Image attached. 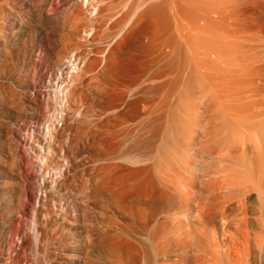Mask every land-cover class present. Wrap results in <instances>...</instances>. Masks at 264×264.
I'll list each match as a JSON object with an SVG mask.
<instances>
[{
  "label": "rangeland",
  "instance_id": "obj_1",
  "mask_svg": "<svg viewBox=\"0 0 264 264\" xmlns=\"http://www.w3.org/2000/svg\"><path fill=\"white\" fill-rule=\"evenodd\" d=\"M163 1L166 0H80L77 18L64 24L59 34L63 40L50 55L51 68H55L59 57L74 55L87 61L88 69L75 83L78 86L73 85L74 94L71 93V108L80 113H70L67 119L61 117L60 109L47 113V121L58 116L60 126L47 153H38L29 162L33 176L20 175L13 153L12 159L3 155L12 165V205L4 213L5 204L0 201V264H264V197L258 188L244 184L241 187L231 184L225 189L214 187L208 179L197 177L202 173L197 169L205 162L203 153L188 151L192 165L204 160L200 167L195 163L191 169L190 165L185 174L189 180L196 177L187 186L192 190L188 199L184 190L187 187L180 193L181 185L185 186L182 180L168 177L167 181V176L153 163L154 148L162 133L158 124L165 121L169 110L177 108L182 91L179 84L173 83L181 69L176 67L180 58L175 49L181 37L192 53L188 52L187 58L190 57L201 76L218 87L224 106L233 116L249 120L260 130L264 97L261 70L264 0H170L171 3L167 0L164 4ZM34 2L39 5L44 0ZM14 3L9 5L12 10L23 9ZM157 5L159 10L162 6L167 9L156 13ZM146 9L151 11L150 16ZM23 11L27 20L29 10ZM162 12L171 21L166 17L162 20ZM149 18L158 20L153 22L158 27L171 22L167 29L176 36L168 35L171 38L168 44L166 34L170 30L166 31V37L155 32L158 37L153 36V20ZM7 20L0 15V25ZM34 31L37 30L12 38L14 82L31 76L23 48L33 39ZM57 37L47 25L46 42L53 44ZM246 59L251 68L244 65ZM185 61L188 67H184L186 71L182 68L179 76L186 80L183 76L188 75L192 64L188 59ZM101 67H108V71ZM97 79V84L103 83L98 86L104 88H96ZM169 81L171 86V83L163 85ZM203 83L199 85L203 93L199 86L196 90V105L206 110L202 113L205 119L210 97ZM21 112V105L12 95V127ZM9 125L8 121L0 123V129L5 130L2 143L7 141ZM151 141L154 142L150 144ZM231 144L232 140L229 143L232 152L246 148L252 152L248 144ZM132 151L143 157L134 159ZM149 166L157 167L149 170ZM218 195L226 198L219 199ZM198 207L203 210L199 212ZM169 208L171 211L167 213L165 210ZM180 209L186 212L185 217L170 214ZM159 222L168 224L164 233L170 230L167 250L162 248L165 238L154 237L156 231L163 233L158 229ZM179 222L181 228L176 229Z\"/></svg>",
  "mask_w": 264,
  "mask_h": 264
},
{
  "label": "bare ground",
  "instance_id": "obj_2",
  "mask_svg": "<svg viewBox=\"0 0 264 264\" xmlns=\"http://www.w3.org/2000/svg\"><path fill=\"white\" fill-rule=\"evenodd\" d=\"M12 1L13 3L15 2L14 4L16 5L22 6L23 9L27 8L29 10V16L27 20H25L23 9L19 10V8H17V9L12 10V8L9 6L10 4L13 5ZM79 1L80 0H44L43 3L38 5L34 2V0H9V1L0 0V15L1 17L8 18L6 22L0 25V123L5 124L6 121H8L10 124L9 130L7 131V134H6L7 143L6 142L2 143V141H0L1 142L0 143V181L4 179L3 184H0V201L4 202L5 204L3 208L4 213H7L8 211H10L11 209L9 207L10 205H12V180H11L12 179V165L7 162L6 160L7 158L5 157L12 159V153H13L18 162V168H19L20 175L29 176V177L33 176V171L30 169L31 167L29 168V166L31 165L29 164V162L32 161L33 157H35L38 153H43V154L47 153L46 150H48L47 148L51 146V143L53 141L54 132L57 128L59 129L58 126H60L58 125V123L61 121L60 120L58 122L60 118L57 116L58 117V120H57V117L53 116L49 121H47V118H46L47 113L48 112L52 113L54 111H57L56 109H60L61 111L60 110L59 111H60L61 117H64L65 119H67L66 117L68 114L70 115V113L75 114L78 111L80 113V110L76 112V110H74L76 108H74L73 110L71 108L72 102L70 101H72L71 98L73 99V97L71 96V93L73 91L75 92V90L72 91L73 87L76 88V86H73V85H77L79 83L77 81L80 80V77L85 73V70L88 69L87 61H84V59L83 61L81 59L79 60V58L74 57V55H72L69 58L59 57L58 61L55 63V68H51V57H50L51 54H54L56 52V50L61 44V41L63 40V37L59 36V34H60V31L63 29L64 24L69 19L72 20V19L77 18V15L79 13L78 12ZM166 1L165 2L163 1V4L166 3ZM168 1L170 2V0ZM169 2L167 3L168 5H170ZM147 4H148V1H147ZM163 4L161 3V5ZM151 6L152 5H149V7ZM158 6L159 5H157V7H154V11L156 13H159L160 10L162 11V8H163L162 6L160 7L161 9L159 10ZM164 7H166V5H164ZM163 9H167V8H163ZM150 10L153 12L152 8H150ZM157 10L159 11L157 12ZM151 11L147 10L146 13H148L149 15V12ZM165 11L166 10H164L163 12ZM146 13L145 11L143 12L144 18H145ZM65 15H67L66 18H65ZM164 15L165 13H163L162 17ZM155 17L153 18L155 19ZM159 17H161V15ZM165 17L169 20L171 19L170 16L168 18V15H166ZM163 18L162 20H166V18L165 19ZM154 19H150V20H153L151 27H153L154 29L153 31L149 29L150 31H152L151 33H153V36L155 33L158 35L159 34L165 35L166 31L168 30L167 26H170V25L172 26L171 22L167 26L163 25L161 27H158L155 25V23L153 24V22L155 21ZM173 21L174 20H172V23ZM168 22L169 21L167 22L165 21L163 23L165 24ZM47 25L49 28L51 27L55 31V33L58 34L57 41L53 44H49L48 42H46ZM33 29L37 30V31H34L36 33L33 35L34 36L33 39L30 41V43L27 46H25V48H23L24 58L26 59L28 63V68H29L28 71L31 76L29 77L27 76V78L23 81L14 82L12 80V44H11L12 38L16 34L20 37L21 36L23 37L26 31H29V30L32 31ZM170 31L172 34L170 32L166 34L167 44H168V39H171L168 37V35L170 36L174 34L172 30ZM161 36L164 37L163 35ZM174 36L176 35H173V37ZM173 37H172V40L174 39ZM183 40L184 39H182V37H181V40H179L178 38L177 43L178 42L179 43L176 44L177 46L174 44L176 47H178L175 49H178L177 53L179 55L178 57L180 58V59L177 58L178 64H176L175 62L174 64L178 65L176 67L178 68L180 67L181 71L183 70L182 68H184L185 66H186L185 68L188 67V65H185L186 64L185 60L188 59V61L191 63L190 57L188 56L189 58H187V54H189L188 52L191 53V50L188 48V45L186 44L187 41L185 40L186 42L184 43ZM167 44L165 43L166 46ZM173 55H174V52H173ZM93 60H94L93 63L96 62L95 58ZM173 61L174 60L172 59V63ZM247 61L244 65L246 66V68L247 67L251 68L252 65L250 64V61L249 60ZM192 65L190 66V68H188L189 72L188 70L186 72L188 75L186 76L184 75L185 77L182 75L183 78L187 77L186 80L180 77L184 70L181 72L179 69L178 71L180 73H176L178 75L176 78H174L176 79V82H174L173 79L169 78L170 80L173 81V83H175L174 85H176V83L177 85L179 84L182 88V91L180 93V98H179V103H178L177 108L173 109L174 111L169 110L168 113L170 114H167L168 117L167 118L165 117L166 118L165 121L163 120L164 122H162V124H158L162 128L161 129L162 133H161V136L159 135V137H161L160 141L156 140L158 143H157V147L154 148L156 149L155 151L156 159L154 158V161H153V163L154 162L156 163H154V165H157L159 167L157 169H160L159 171L162 170L164 176L165 175L167 176L166 177L167 181H168V177H171L173 180L174 178L181 179L183 184H185V186L181 185L183 186L182 187V190H183L184 187L190 186L192 183V180L194 181V179L196 178L194 177V179H192V177L189 176L191 177V179L189 180L188 178H186L187 175H185L187 172H189L190 165H192L191 161H193V158L190 159L191 155L189 154L190 152L188 151L197 152L198 150H200L203 153V155L201 156L204 157L205 162H203L204 160H201V162H203L201 164L202 165L201 167L199 165L201 162L200 163L195 162L197 163L198 167H200L198 168L196 166V169L198 168L197 170L199 171L201 170L202 172L200 174V172L198 171L199 172L198 173L196 170V172L198 173L197 177H201V178L203 177L204 179L206 178V180L208 179L211 183H213L214 187L219 188V189L221 188L223 189L224 187L227 188L231 184L237 185V187H241L243 184L249 187H256L260 190L262 197H264V97L262 101L263 105H262L261 127L259 130L249 120H244L242 118L233 116L230 109L226 108L224 104L222 103V101L220 100L221 97L219 98V96L221 95L219 94L220 90L218 89V87L209 83L208 80L205 79V76L204 75L201 76V74H199L200 71L198 70L199 72L198 73L196 71V67L193 65L194 66L193 68ZM106 68L105 69L103 68L104 71L105 70L108 71ZM261 70H262V75H263L262 90H264V58H262ZM97 77H100V76H97ZM200 78L202 80H200ZM98 79L97 81H95L96 84L98 82ZM100 80L99 82H101ZM200 81H202L201 83L204 82L203 83V85H205V87L203 86L204 91L207 94L208 98L210 97L209 98L210 103L208 104L209 107H207L208 113L206 112L208 115H206L205 119L203 117L205 115H202V113L205 114L206 110L202 111L203 108L201 109V106H199L198 104L196 105L198 101L196 90H197V87L201 84ZM76 82L77 84H75ZM169 83L171 82L169 81L168 83H164L163 85L165 84L167 85ZM98 85H103V83L102 84L98 83L97 86ZM169 85L171 86L172 83ZM160 86L162 85L160 84ZM99 87L100 86L96 88L99 89ZM106 87H105V90H106ZM101 88H104V87L102 86L100 87V89ZM200 89H201L200 91L202 94L203 93L202 87ZM102 90H99L98 92L100 91L103 92ZM13 91L15 92L12 93ZM12 95L18 100V103L21 105V109H22L21 114L16 116L17 120L13 122V127H12ZM106 96L108 95L106 94ZM102 100H104V98ZM148 110H152L153 112V109H148ZM150 114H152L151 111H150ZM161 117L163 118V115ZM201 117L203 118L204 123L202 122ZM150 128H154L153 130L157 129L153 126H150ZM158 129L160 131V128ZM57 131L58 130H56V132ZM4 133H5V130L0 129V140H1V136L4 135ZM195 135L198 137H196ZM12 136H13V147H12ZM155 136H156V132H155ZM155 136L154 135L151 136L152 139L155 138ZM230 140H232L233 144L235 145H237L238 142L248 144L252 152H248L247 148L243 150L242 152H232V150H230L229 148ZM153 142L151 141L149 143L151 144ZM154 144H152L153 147H154ZM233 144H231V146ZM185 151H187L188 154L187 153L185 154L184 153ZM3 155H5V157ZM130 155L134 159L135 158L139 159L140 157L141 158L143 157L142 154L137 155L136 152L134 154L133 151L131 152ZM152 155H154L153 152L151 156ZM193 155L192 157L195 156ZM195 163L193 165H195ZM152 165L153 164H151V166ZM193 165L191 166V169L195 167ZM151 166H149L150 167L149 170L154 167V166L153 167ZM194 170L193 171L191 170V171L194 172ZM62 171L61 173L59 172L60 175L62 174ZM159 171L157 170V172ZM190 175L193 176L194 173ZM166 178L163 177L164 180ZM171 178L169 179L171 180ZM179 179L177 181H179ZM158 182L160 181L158 180ZM45 183H46V180L45 178H43L41 180V184L44 185ZM180 184H182L181 181H180ZM188 188L189 187H187L186 189L184 188V190H187L185 191L186 193L185 195H188V199H190V192H192V190L190 189L191 188L190 187L189 190L191 191H188ZM161 189L163 190L164 188L162 187ZM184 190L182 192L180 191V193H184ZM219 191H222V190H219ZM168 195L170 194L168 193ZM218 196H219V199H222V200L225 197L223 195H218ZM179 199L185 200L182 197ZM219 199L217 201H219ZM149 207L150 206L148 205V208ZM198 208H199L198 209L199 212L203 210V208L201 207H198ZM165 211L169 213L171 209L169 208L168 210H165ZM174 211H175L174 213H170V214L176 217L179 215H184V217L186 216V212H184L182 209H180L179 211L178 210H174ZM167 225L165 222H161V223L159 222L158 229H161L163 233H161V231L155 232L154 231L155 229H153V233L155 232L154 237L162 236V238L163 237L165 238V243L163 242L164 244L162 247L163 250L164 249L167 250V248L170 246V244L167 241L168 239L167 234L170 232V230L167 234L164 233L167 229L166 228ZM177 228L179 229L181 228L180 222L179 224L177 223L176 229ZM175 232L177 231L175 230Z\"/></svg>",
  "mask_w": 264,
  "mask_h": 264
}]
</instances>
